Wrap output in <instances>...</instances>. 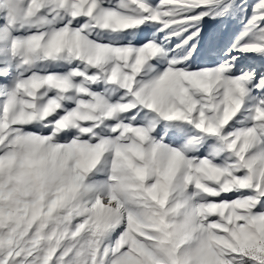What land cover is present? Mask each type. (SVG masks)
<instances>
[{
    "label": "snow or ice",
    "instance_id": "snow-or-ice-1",
    "mask_svg": "<svg viewBox=\"0 0 264 264\" xmlns=\"http://www.w3.org/2000/svg\"><path fill=\"white\" fill-rule=\"evenodd\" d=\"M0 264H264V0H0Z\"/></svg>",
    "mask_w": 264,
    "mask_h": 264
}]
</instances>
